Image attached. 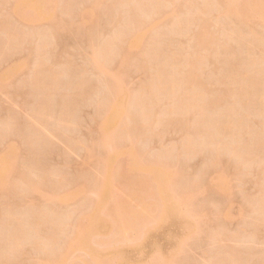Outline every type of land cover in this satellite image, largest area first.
Masks as SVG:
<instances>
[{
  "label": "rangeland",
  "instance_id": "obj_1",
  "mask_svg": "<svg viewBox=\"0 0 264 264\" xmlns=\"http://www.w3.org/2000/svg\"><path fill=\"white\" fill-rule=\"evenodd\" d=\"M16 1L0 0V249L18 248L16 253L0 250L4 255L0 263L50 264L54 260L52 264H92V259L93 264L102 260V264H264V11L260 13L254 6L258 1L264 9V0L247 1L256 8L252 7L254 13L248 21L240 18L245 22L227 12L230 3H240L239 8L245 0H229L228 5L226 0H46L47 9L42 0H30L19 7ZM251 5L243 9L248 6L251 10ZM136 22L141 23L136 26ZM191 61L196 63L194 69H200L196 70L197 77L192 76L193 69L188 70L194 66ZM156 70L164 74L162 79L172 77L171 82L167 80L170 90L167 86L158 90L161 81ZM185 70L190 72L187 76L196 77H189L193 82L186 84L181 78L182 73L186 76ZM150 84H157V88H149L154 93L141 98L145 91L141 86ZM173 84L178 86L172 93ZM189 88V96L202 100H185ZM194 88L199 95L193 94ZM186 102L193 110L186 108ZM124 109L133 112L138 125L130 121L135 120ZM128 124L133 125V131ZM143 172L152 176L148 177L152 180L144 181L156 183L150 188L145 182L150 185L146 189H154L156 196L148 194L150 200L143 192L141 195L149 200L141 197L136 201L140 195L134 193L136 198L131 199L134 191L130 188L136 189L137 180L135 186L128 183L133 176L140 179L136 175ZM141 179L138 186L145 187ZM111 199L118 203L128 199L123 205L119 203L132 209L125 211L130 220L121 218L126 223L121 225L130 226L125 233L130 231L129 238L137 239L132 241L127 236L129 240H124L127 234L123 231L125 237L116 238L123 242L113 241L115 245L104 237L111 244L101 248L96 242L109 234L112 226L119 224L116 231L123 228L118 222L121 211L110 209L112 215L115 211L119 214L118 220L113 216L116 224L112 217L110 220L111 214L104 216L111 205L105 207L103 203ZM134 201L143 203L139 209L144 210L148 203L151 210L154 208L150 211L147 205L145 210L150 213L141 212L142 220L146 214L152 218L148 223L149 218L144 219L150 227L141 226L140 239L139 226H131L140 219L133 217V213L140 214ZM41 211L48 220L37 221ZM78 220H83L87 229L84 236L79 230L82 226L76 225ZM69 247L76 249L73 252ZM70 252L74 259L69 262ZM52 255L59 257L52 259Z\"/></svg>",
  "mask_w": 264,
  "mask_h": 264
},
{
  "label": "bare ground",
  "instance_id": "obj_2",
  "mask_svg": "<svg viewBox=\"0 0 264 264\" xmlns=\"http://www.w3.org/2000/svg\"><path fill=\"white\" fill-rule=\"evenodd\" d=\"M50 1H51V0H50ZM98 1H99V0H98ZM226 1H227V5H228V4L230 3V1H229V0H226ZM231 1H232V0H231ZM234 1H235V0H234ZM245 1H246L245 4L247 3L246 5H248V6L251 5L250 3L248 4V2H247L248 0H245ZM250 1H251V0H250ZM250 1H249V2H250ZM28 2H30V0H17L16 3H15V6H16V7H19L20 5H23L24 3H28ZM42 2H43V7H44L45 5L47 6V4H45L46 0H42ZM150 2H151V1H150ZM218 2H219V1H218ZM252 2L254 3V1H252ZM252 2H251V3H252ZM255 2H256V4L254 3V6L257 5V6H256V7H257L256 10H258V8H260V10H258V11H260V13H261L262 11H264V9L261 10V8H262V3L259 2V4L261 3V5H259V4H257L258 1H255ZM155 3H156V2H155ZM232 3H233V2H232ZM232 3H230V5L227 6V7H228L227 12H228L230 15H233V17H235L236 19L239 18L238 20H240V18H241L242 20L248 21V19H250V15L252 16V14L254 13V12L252 11V9H253V8H256V7L252 6V5H253V4H252V5L250 6V7H251V10L249 9L248 6H247V8H248L249 10H248V9L245 10V9H243V7L246 8V5H245V4H244V5L241 4L243 7H239V8H240V9H239L237 6H239L240 3H237V4H238V5H237L236 2H235L236 6H235L234 3H233V6H232ZM50 4H51V3H50ZM50 4H49V6H50ZM56 4H57V3H56ZM114 4H115V3H114ZM148 4H149V3H148ZM158 4H159V2H158ZM52 5H54V4H52ZM52 5H51V6H52ZM115 5H116V4H115ZM143 5H146V4H143ZM150 5H151V3H150ZM153 5L155 6L156 4H154V2H153ZM153 5H152V6H153ZM46 6H45V7H46ZM49 6H48V7H49ZM147 6H148V5H147ZM158 6H159V5H158ZM230 6H232V7L230 8ZM260 6H261V7H260ZM21 7H23V6H21ZM116 7H117V6H116ZM156 7H157V6H155V8H156ZM252 7H253V8H252ZM263 7H264V3H263ZM50 8H52V7H50ZM50 8H49V9H50ZM144 8H145V7H144ZM146 8H149V7H146ZM229 8H230V9H229ZM44 9H45V8H44ZM46 9H47V7H46ZM241 9H242V10H241ZM91 10H92V9H91ZM145 10H146V9H145ZM145 10H144V11H145ZM148 10L150 11V9H148ZM148 10H147V11H148ZM156 10L159 11V8L157 7ZM156 10H155V11H156ZM177 10H178V9H177ZM254 10H255V9H254ZM18 11H19V10H18ZM18 11H17V9H16V12H17V13H18ZM47 11H48V10H47ZM92 11H93V10H92ZM147 11H146V13H147ZM152 11H153V10H152ZM155 11H154V13H155ZM178 11H179V10H178ZM84 12H85V11H84ZM251 12H252V13H251ZM21 13H22V12H21ZM156 13H157V12H156ZM228 13H227V14H228ZM258 13H259V12H258ZM260 13H259V15H260ZM85 14H86V13H85ZM93 14H95L94 11H93ZM262 14H263V15H262ZM83 15H84V14H83ZM254 15H255V14H254ZM261 15L264 17V12H262ZM262 16H261V18H262ZM82 18H83V17H82ZM246 19H247V20H246ZM262 19H263V18H262ZM131 20H133V19H131ZM187 20H188V19L186 18V21H187ZM189 20H190V19H189ZM135 21H136V20H135ZM139 21H140V20H139ZM139 21L137 20V22H139ZM144 21H145V20H144ZM240 21H241V20H240ZM245 21H241V22H245ZM129 22H131V21L129 20ZM133 22H134V20H133ZM137 22H136V23H137ZM141 22H142V21H141ZM141 22H140V23H141ZM140 23H137L136 26L140 25ZM144 23H145V22H143V24H144ZM143 24H142V25H143ZM130 26H132V25H130ZM133 26H134V24H133ZM128 28H129V27H128ZM130 28H131V27H130ZM132 28H134V27H132ZM141 28H142V27L139 26V30H140ZM126 29H127V27H126ZM134 29H135V28H134ZM117 30H118V29H117ZM122 30H123V29H122ZM124 31H125V29H124ZM130 31H132V30H130ZM115 32H116V31H115ZM115 32H114V33H115ZM122 33L124 34V32H122ZM122 33H121V34H122ZM145 33H146V32H145ZM117 34H119V33H117ZM124 35H125V34H124ZM124 35H123V37H125ZM129 35L131 36V35H133V33H131V34H129ZM129 35H128V38H130ZM7 36H9V35H7ZM10 36H11V34H10ZM10 36H9V37H10ZM119 36H120V34H119ZM9 37H8V38H9ZM11 37H12V36H11ZM112 37H113V36H112ZM116 37H117V36H116ZM8 38H7V39H8ZM207 38H208V37H207ZM9 39H10V38H9ZM114 39H115V38H114ZM114 39L112 38V41H114ZM123 39L126 40L125 38H123ZM123 39H122V40H123ZM115 40H116V39H115ZM124 40H123V41H124ZM147 40H148V39H147ZM109 41H110V39H109ZM109 41H108V42H109ZM11 42H12V41H11ZM108 42H107V43H108ZM114 42H115V41H114ZM114 42H113V43H114ZM117 42H118V41H117ZM120 42H122V41L120 40ZM125 42H126V41H125ZM125 42H124V44H126ZM128 42H129V41H128ZM209 42H210V41H209ZM115 43H116V42H115ZM122 43H123V42H122ZM210 43H211V42H210ZM105 44H106V43H105ZM109 44H110V43H108V44H106V45L109 46ZM128 44H129V43H128ZM129 45H130V44H129ZM124 46H125V45H124ZM124 46H123L122 48H124ZM126 46H127V45H126ZM104 47H105V50H106V47H107V46L104 45ZM108 48H109V47H108ZM102 49H103V48H102ZM127 49H128V46H127ZM121 50H122V49H121ZM112 51H113V50H111V52H112ZM104 52H106V51H104ZM109 52H110V51H109ZM111 52H110V53H111ZM129 52H130V51H129ZM129 52L126 51V53H129ZM106 53H107V52H106ZM100 55H101V54H100ZM107 55L109 56V54H107ZM105 56H106V55H105ZM94 57H95V56H94ZM102 58H103V57H102ZM194 58H195V57H194ZM194 58H193V59H194ZM96 59H97V58H96ZM173 59H174V58H172L171 60H173ZM191 59H192V58H191ZM187 60H188V59H187ZM94 61H95V60H94ZM102 61H103V59H102ZM175 61H176V59H175ZM189 61H190V59H189ZM103 62H104V61H103ZM172 62H174V61H172ZM172 62H171V63H172ZM178 62H179V61H178ZM98 63H101V62H98ZM184 63H185V62H184ZM186 63H188V66H190V65L192 64V61L190 62L191 64H189V62H186ZM200 63H201V61H200ZM101 64L103 65L104 63H101ZM174 64H175V63H174ZM174 64H173V67H174ZM178 64H179V63H178ZM192 65H194V66H192ZM192 65H191L192 68L189 67L188 70L190 71L191 69H193L194 72H195V74H194V72H193L192 70H191L190 72H192V73H191L192 76L195 75V76L197 77V74H198V73H196V72H197L196 70H200V69H198V68H195V69H194V68H193V67L196 66L195 61L193 62ZM233 65H234V64H233ZM184 66H186V64H184ZM199 66H200V65H199ZM105 67H107V66H105ZM176 67H177L176 69L178 70L179 65H178V66L176 65ZM107 68H108V67H107ZM185 69H186V68H185ZM96 70H97V69H96ZM160 70H161V69H160ZM162 70H163V69H162ZM162 70H161V72H162ZM183 70H184V69H183ZM188 70H187V71L185 70L186 72L184 73V75L187 76L186 73H190ZM42 71H43V70H42ZM156 71H157L156 73H157L158 80L161 81V82H159V81L156 79L157 77H155V78L153 77L154 80H156V81H154V82L156 83V82L158 81L160 85H161L162 83H164V84H162L163 86H162V85L160 86V85L158 84V82H157L158 85H157V84H156V85L159 87L158 90H159V89H160V90H161V89L165 90V88L169 89V87H168L169 84H168L167 80L170 79L169 82H171V81L173 80V79L171 80L172 77L169 78L168 75H167L168 79L165 80V79H166V78H165L166 76H164L165 79H164V78H163V79H164V81L167 82V83H166L167 85H166L164 81L162 82V80H163L162 77H163L164 74L161 75L162 73L160 74V71H158V70H156ZM37 72H38V71H37ZM39 72H40V69H39ZM39 72H38V73H39ZM47 72H48V71H47ZM49 72H50V71H49ZM52 72H53V71H52ZM165 72H167V71H164V73H165ZM43 73H44V72H43ZM101 73H102V72H101ZM181 73H182V72H181ZM32 74H33V73H32ZM45 74H46V73H45ZM51 74H52V73H51ZM55 74H56V73H55ZM55 74H54V75H55ZM103 74H104V73H103ZM105 74H106V73H105ZM169 74H170V73H169ZM191 74H189L190 76L188 75V76L186 77V76H182V75H183V73H182V75L180 74V76H181L182 79L185 78L184 81L186 80V81H187L186 84H188V81H189L190 79H191V80H192V79H196V77H192ZM36 75H37V73H36ZM36 75H35V76H36ZM49 75H50V74H49ZM158 75H159V76H158ZM176 75H178V74H176ZM248 75H249V74H248ZM250 75H251V74H250ZM254 75H255V74H254ZM43 76H44L43 78H45V75H43ZM55 76H56V75H55ZM151 76H152V75H151ZM154 76H156V74H154ZM170 76H172V75H170ZM37 77L39 78V76H37ZM41 77H42V76H41ZM159 77H160L162 80H160ZM189 77H190V79H189ZM250 77H251V76H250ZM254 77H255V76H254ZM33 78H36V77H33ZM150 78H151V77H150ZM150 78H149L148 80H150ZM181 78H180V80H181ZM248 78H249V77H248ZM41 79H42V78H41ZM45 79H46V78H45ZM51 79H52V77H51ZM151 79H152V78H151ZM176 79H177V78H176ZM178 79H179V78H178ZM33 80H34V79H33ZM48 80H50V79H48ZM53 80H54V78L52 79V81H53ZM174 80H175V79H174ZM191 80H190V81H191ZM31 81H32V80H31ZM39 81H40V80H39ZM52 81H51V82H52ZM54 81H55V80H54ZM36 82H37V81H36ZM41 82H43V80H42ZM46 82H47V81H46ZM49 82H50V81H49ZM51 82H50V83H51ZM114 82H115V81H114ZM149 82H150V81H149ZM154 82H151V84L153 85ZM177 82H178V80H177ZM177 82H176V83H177ZM191 82H193V81H191ZM34 83H35V81H34ZM37 83H38V82H37ZM110 83H111V82H109V84H110ZM174 83H175V81H174ZM232 83H233V82H232ZM38 84H39V83H38ZM151 84H150V85H147V88H148V89L146 88V86H141L142 89H140V90H143V91L145 90L144 93H143V95L140 96L141 98H142V96L144 97V95H146V94H149V93L152 94L153 91H150V89H151L150 87H155L156 85L152 86ZM178 84H179V83H178ZM181 84H183V81H182V83H181V81H180V85H181ZM191 84H192V83H191ZM253 84H254V83H253ZM40 85H41V84H40ZM48 85H49V84H48ZM52 85H53V84H52ZM113 85H114V84H113ZM176 85H177V84H176ZM176 85H174V84L171 85V87L173 88L172 93L174 92V90H175L174 88L176 87ZM36 86H37V85H36ZM157 86H156V88H157ZM164 86H167V87L163 88ZM174 86H175V87H174ZM177 86H178V85H177ZM181 86H182V85H181ZM184 86H185V85H184ZM34 87H35V86H34ZM37 87H38V86H37ZM37 87H35V89H36ZM42 87H43V86H42ZM79 87H80V86H79ZM143 87H145L147 90H146L145 88H143ZM160 87H162V88H160ZM179 87H180V86H179ZM189 87H190V85H189ZM40 88H41V87L37 88V90L40 89ZM51 88H52V87H51ZM111 88H112V87H111ZM149 88H150V89H149ZM187 88H188V87H187V85H186V88H184V89L186 90ZM190 88H192V87H190ZM190 88H189V91L187 90L188 93L185 91V92L188 94V96H186L187 99H185V97L183 96L185 100H188L189 97L195 98V96H189V93L192 92V90L190 91ZM249 88H250V87H249ZM262 88H263V87H262ZM112 89H113V88H112ZM154 89H155V88H154ZM154 89H152V90H154ZM176 89L178 90V87H177ZM235 89H236V88H235ZM40 90H41V89H40ZM43 90H46V89L44 88ZM48 90H49V89H47V91H48ZM163 90H161V91H163ZM169 90H170V89H169ZM193 90H194V93H193L194 95H199L198 93H197V94L195 93V88H194ZM263 90H264V88H263ZM38 91H39V90H38ZM115 91H116V89H115ZM115 91H114V92H115ZM143 91H142V92H143ZM146 91H147L148 93H146ZM156 91H157V90H156ZM197 91H198V89L196 90V92H197ZM231 91H233V90H231ZM231 91H230V92H231ZM249 91H250V90H249ZM36 92H37V91H36ZM114 92L112 91V96L115 95V94H113ZM142 92H141V93H142ZM159 92H160V91H159ZM165 92H166V91H165ZM176 92H177V91H176ZM176 92H175V93H176ZM183 92H184V91H183ZM227 92H228V91H227ZM227 92H226V93H227ZM245 92H246V91H245ZM41 93H42V92H41ZM138 93H140V92H138ZM153 93H154V92H153ZM155 93H157V92H155ZM160 93L162 94L163 92H160ZM180 93H181V92H180ZM232 93H233V92H232ZM237 93L239 94V93H241V91H240V92L238 91ZM237 93H236V94H237ZM261 93L264 94V92H261ZM164 94H166V93H164ZM168 94H169V93H168ZM191 94H192V93H191ZM201 94H202V93H201ZM42 95H47V94H42ZM48 95H49V93H48ZM48 95H47V96H48ZM135 95H136V94H135ZM139 95H140V94H139ZM154 95H155V94H153V96H154ZM180 95H181V94H180ZM180 95H179V96H180ZM182 95H183V94H182ZM260 95H261V94H260ZM112 96H111V97H112ZM115 96H116V95H115ZM155 96H156V95H155ZM155 96H154V97H155ZM176 96H177V95H176ZM200 96H201V95H200ZM111 97H110V99H111ZM128 97H131V96H128ZM132 97H133V96H132ZM140 97H139V98H140ZM148 97H149V96H148ZM148 97H147V98H148ZM156 97H157V96H156ZM177 97H178V96H177ZM177 97H176V98H177ZM201 97H202V96H201ZM134 98H135V97H134ZM141 98H140V99H141ZM149 98H150V97H149ZM149 98H148V99H149ZM160 98H161V97H160ZM174 98H175V97H174ZM192 98H191V99H192ZM262 98H263V95H262L261 99H262ZM112 99H114V98H112ZM132 99H133V98H132ZM191 99H190V100H191ZM195 99H196V98H195ZM197 99H199V98H197ZM197 99H196L195 101H197ZM200 99L202 100V98H200ZM200 99H199V100H200ZM135 100H136V99H135ZM141 100H142V99H141ZM141 100H140V101H141ZM145 100H146V99H145ZM154 100H155V99H154ZM173 100H174V99H173ZM192 100H193V99H192ZM58 101H59V100H58ZM110 101H111V100H110ZM110 101H109V102H110ZM129 101H130V100H129ZM140 101H139V103H140ZM174 101H176V100H174ZM182 101H183V100H182ZM182 101H181V102H182ZM262 101H263V100H262ZM262 101H261V103H262ZM136 102H138V99H137ZM141 102H142V101H141ZM144 102H146V101H144ZM144 102H143V103H144ZM176 102H177V101H176ZM191 102H192V101H191ZM199 102H200V101H199ZM204 102H206V101H204ZM263 102H264V101H263ZM62 103H63V102H61V100H60V101H59V105H61ZM110 103H111V102H110ZM117 103H118V102H117ZM131 103H132V102H131ZM143 103H142V105H144ZM152 103H153V102H152ZM184 103H185V102H184ZM196 103H198V101H197ZM201 103H202V102H201ZM201 103H200V104H201ZM223 103H224V102H223ZM243 103H245V102H243ZM108 104H109V103H108ZM108 104H107V106H109ZM140 104H141V103H140ZM153 104H154V103H153ZM181 104H182V103H181ZM186 104H187V105H186V106H187L186 108H190L189 110H191V109L193 110V108H191V106L188 107L189 103L186 102ZM200 104H199V105H200ZM203 104H204V103H203ZM203 104H202V105H203ZM213 104H214V103H213ZM62 105H63V104H62ZM128 105H129V102H128ZM142 105H141V106H142ZM190 105L195 106L196 104L193 105L192 103H190ZM242 105H243V104H242ZM41 106H43V105H41ZM46 106H47V105H46ZM133 106H135V105H133ZM138 106H139V104H138ZM141 106H140V107H141ZM211 106H212V105H211ZM211 106H210V107H211ZM47 107H48V106H47ZM51 107H52V106H51ZM57 107H58V106H57ZM60 107H62V106H60ZM126 107H127V106H125V108H126ZM129 107H130V106H129ZM135 107H136V106H135ZM145 107H146V106H145ZM182 107H183V106H182ZM196 107H197V105H196ZM208 107H209V106H208ZM210 107H209V108H210ZM58 108H59V107H58ZM106 108H107V107H106ZM108 108H109V107H108ZM131 108H132V105H131ZM136 108H137V107H136ZM142 108H143V106H142ZM146 108H147V107H146ZM186 108H185V109H186ZM197 108H199V107H197ZM200 108L202 109V107H200ZM204 108H205V107H204ZM230 108H231V107H230ZM39 109H40V108H39ZM44 109H45V108H43V110H42V108H41L42 113L45 114V111H46V110H44ZM46 109H47V108H46ZM48 109H49V108H48ZM48 109H47V110H48ZM50 109H51V108H50ZM129 109H130V108H128V110H129ZM168 109H169V108H168ZM181 109H182V108H181ZM194 109H196V108L194 107ZM210 109H211V108H210ZM210 109H209V112L212 111V110H210ZM41 110H40V111H41ZM124 110H126V109H124ZM128 110H126V111L128 112ZM152 110H154V108H153ZM203 110H204V109H203ZM43 111H44V112H43ZM59 111H60V110H59ZM133 111H135V110H133ZM143 111H146V110L144 109ZM171 111H172V110L170 109V112H171ZM178 111H179V110H178ZM186 111H187V110H186ZM186 111H185V112H186ZM198 111H200V110H198ZM198 111H197V112H198ZM123 112H124V111H123ZM148 112H150V111L148 110ZM191 112H192V111H190V113H191ZM200 112H201V111H200ZM202 112H203V111H202ZM204 112H205V110H204ZM207 112H208V111H207ZM49 113H50V112H49ZM52 113H54V111H52ZM128 113H130V111H129ZM134 113H136V112H134ZM188 113H189V111L187 112V116H188ZM194 113H195V111H194ZM104 114H105V113H104ZM124 114H125V113H124ZM130 114H131V116H133V118H134V120H135V115H132L133 112L130 113ZM149 114H150V113H149ZM152 114H154V113H152ZM184 114H185V113H184ZM184 114H183V115H184ZM122 115H123V114H122ZM144 115H145V114H144ZM146 115H147V113H146ZM181 115H182V114H181ZM189 115H190V114H189ZM42 116H43V115H42ZM57 116H58V115H57ZM102 116H103V115H102ZM125 116H126V115H125ZM131 116H130V119L132 118ZM137 116H138V114H137ZM142 116H143V114H142ZM142 116H141V117H142ZM151 116H152V115H151ZM151 116H150V117H151ZM187 116H186V117H187ZM121 117H122V116H121ZM128 117H129V116H128ZM143 117H144V116H143ZM146 117H147V116H146ZM57 118H58V117H57ZM133 118H132V119H133ZM136 118L138 119V117H136ZM180 118H181V117H180ZM187 118H188V117H187ZM187 118H186V119H187ZM38 119H39V117H38ZM100 119H101V118H100ZM147 119H148V118H147ZM149 119H150V118H149ZM172 119H174V118H172ZM58 120H59V119H58ZM168 120H169V119H168ZM176 120H177V119H176ZM60 121H62L61 118H60ZM130 121H132V123H135V122H136L135 124H137V125H138V123H139V120H138V121L135 120L134 122H133V120H130ZM142 121H143V120H142ZM152 121H153V119H152ZM158 121H159V120H158ZM62 122H63V121H62ZM137 122H138V123H137ZM147 122H149V120H148ZM156 122H157V121H156ZM160 122L162 123V121H160ZM176 122H179V120L176 121ZM186 122H187V121H186ZM132 123H131V124H132ZM142 123H143V122H142ZM142 123H141V124H142ZM145 123H146V120H145ZM165 123H166V122H165ZM182 123H184V122H182ZM216 123H217V122H216ZM221 123H222V122H221ZM152 124H153V123H152ZM155 124H157V123H155ZM169 124H170V123H169ZM213 124H214V122H213ZM218 124H220V122H219ZM218 124H217V125H218ZM227 124H228V123H226V125H227ZM128 125H129V124H128ZM144 125H145V126H144ZM162 125H163V124H162ZM211 125H212V124H211ZM224 125H225V124H224ZM226 125H225V126H226ZM229 125H230V123H229ZM124 126H125V125H124ZM126 126H127V125H126ZM129 126H130L131 130L133 131V128H134L133 125H129ZM142 126H144L145 129H146V124H143ZM213 126H214V125H213ZM215 127H216V126H215ZM219 127H220V125H219ZM227 127H228V126H227ZM227 127H226V128H227ZM136 128H137V126H136ZM139 128H140V127H139ZM147 128H148V125H147ZM216 128H217V127H216ZM114 129H115V128H114ZM114 129H113V134H114V132H115ZM148 129H150V128H148ZM151 129H152V126H151ZM213 129H214V128H213ZM218 129H219V128H218ZM123 130H124V129H123ZM125 130H126V129H125ZM128 130H129V127H128ZM131 130H130V132H131ZM152 130H153V129H152ZM215 130H216V129H215ZM220 130H221V128H220ZM101 131H102V130H101ZM138 131H141V132H142L143 130H138ZM147 131H148V130H147ZM156 131H157V130H156ZM159 131H161V130L159 129ZM149 132H150V130H149ZM151 132H152V131H151ZM145 134H146V133H145ZM146 135H147V134H146ZM148 135H149V133H148ZM153 135H154V134H153ZM191 135H192V134H191ZM112 136H113V135H112ZM189 136H190V135H189ZM193 138H194V137H193ZM114 139H115V138H114ZM116 139H117V138H116ZM191 139H192V138H191ZM185 141H186V140H185ZM190 141H191V140H190ZM185 143H187V142H185ZM190 143H191V142H190ZM184 146H185V145H184ZM193 146H194V145H193ZM38 147H39V146H38ZM187 147H188V144H187ZM190 147H192V146H190ZM114 149H115V148H114ZM192 150H193V149H192ZM33 151H34V150H33ZM134 151H135V150H134ZM186 151H187V150H186ZM35 152H36V151H35ZM35 152H34V154H35ZM37 152H38V151H37ZM35 155H36V154H35ZM156 162H157V161H156ZM137 163H138V162H137ZM159 163H160V162H159ZM159 163H158V165H159ZM161 163H162V162H161ZM161 163H160V164H161ZM163 163H164V162H163ZM163 163H162V165H163ZM141 164H142V163H141ZM149 164H150V163H149ZM151 164H152V163H151ZM164 164H165V166L167 167L166 163H164ZM134 165H135V164H134ZM143 165H145L144 162H143ZM155 165H156V164H155ZM168 165H169V164H168ZM160 166H161V165H160ZM162 167H163V166H162ZM135 169H136V168H135ZM137 171H138V170H137ZM133 172H134V171H133ZM135 172H136V170H135ZM135 172H134V173H135ZM131 173H132V172H131ZM134 173H133V174H134ZM138 173H142V172L140 171V172H138ZM143 173H144V172H143ZM153 173H154V171H153ZM23 174H24V173H23ZM48 174H51V173L49 172ZM135 174H136V173H135ZM135 174H134V175H135ZM144 174L147 175V178L145 177ZM144 174H143V175L140 174L142 177H141L139 174L136 175V176H139L140 179L142 178L141 181H142L143 183L146 182V181H144L143 179H145V180H147V179L152 180V179H150V178H152L151 174H149V173H147V172H145ZM51 175H52V174H51ZM51 175H49V176H51ZM148 175H149V176H148ZM154 175H155V174H154ZM46 176H47V175H46ZM120 176H121V175H120ZM127 176H130V177H131L132 175H127ZM143 176H144V177H143ZM150 176H151V177H150ZM26 177H27V176H26ZM125 177H126V176H125ZM148 177H150V178H148ZM154 177H155V176H154ZM119 178H120V177H119ZM122 178H123V177H122ZM128 178H129V177H128ZM135 178H136V179H135ZM19 179H20V178H19ZM23 179H24V178H23ZM25 179H26V178H25ZM140 179H138V177H134V176H133V177L130 178V180H129V183H128L129 186H135V184H134L133 182H135L136 180H137L136 183L139 185V182H138V181H140ZM27 180H28V179H27ZM121 180H122V179H121ZM124 180H126V178H125ZM127 180H128V179H127ZM127 180H126V182H127ZM131 180H132V183H133L134 185L130 183ZM149 180H148L146 183H147V184H151V187H150V185H147L146 183H145V187H143V186L141 185V184H142V182H141V183H140V185H141L140 187H139L138 185H136V189H135L134 187H133V188H132V187L130 188V189H132L131 191H134V192H132V193L130 192V189H128V186L125 185V187L127 186V189L129 190V191H128V190H127V191H128L129 193H131V196H133L134 193H135L134 195H140L139 199H135L136 196H135V197L133 196V198L131 197V199H135L136 201H139V200L141 199V197L145 198V196H146V198L150 197V200H153V199H151V196H149V195H151V194L155 195L156 192H155V191L153 192L154 189L147 190L146 188H147V187L154 188V186H155L156 183H154V184H153L154 186H153V185H152V182H153V181L150 182ZM154 180H157V179L154 178ZM21 182H22V180H21ZM21 182H20V183H21ZM124 182H125V181H124ZM126 182H125V183H126ZM149 182H150V183H149ZM18 183H19V182H18ZM20 183H19V184H20ZM22 183H23V182H22ZM22 183H21V184H22ZM32 183H33V182H32ZM122 183H123V181H122ZM168 184H169V183H168ZM207 184H209V183H207ZM137 186H138V187H137ZM152 186H153V187H152ZM207 186H208V185H207ZM207 186H205V187H207ZM141 187H142V188H141ZM200 187H201V186H199V188H200ZM9 188H10V187H9ZM144 188L146 189V192H151V191H152L153 193H152V192H151V193H147V195L149 194V195L147 196ZM124 189H125V188H124ZM137 189H138V192H137ZM148 189H149V188H148ZM5 190H7V187H6ZM9 190H10V189H9ZM142 190H143V191H142ZM168 190H169V187H168ZM135 191H136V192H135ZM139 191H142V192H140V194H139ZM143 192H144V193H143ZM142 193H143L145 196H144V195H141ZM126 194H127V193H126ZM128 196H129V195H128ZM155 196H156V195H155ZM111 197H112V195H111ZM120 198H121V197H120ZM122 198H123V197H122ZM137 198H138V197H137ZM146 198H145L143 201H145V200H149V199H146ZM152 198H153V196H152ZM173 198H175V197H173ZM112 199L115 200L113 197H112ZM112 199H111V200H112ZM125 199H126V198H125ZM113 200H112V201H113ZM127 200H128V199H127ZM127 200H126V201H127ZM109 201H110V200H109ZM109 201H106V203H103V205L106 204L107 207H108L109 205H111L109 208H107V210H109L110 213H109V212H108V213L106 212V211H107L106 208H105L106 205H105V207H104V208H105L104 210H105L106 213H105V212H104L105 214L102 213V212H101V213L104 214V216H106V217H109V214H111V215H110V220H111V217L113 218L114 215L116 216V217H115V216H114V217L117 219V218H118L117 216H118L119 214H122L121 216H119V217H120V218H118L119 220L117 219L118 222L120 221V225H121L124 221H127V219L130 217L129 214H131L132 212H134L135 210H137V209H135V210H133L131 213H129V214H128L129 217H128V216H127V213L130 212L129 210H130L131 208L128 209V207L126 206V208L128 209V211H127V209H125V206H121V205H119V203L121 202V200H119V203H118V201H117V202H114V201H113V202H112V201L109 202ZM115 201H116V200H115ZM123 201H124V202H122L123 204L126 203V201H125L124 199H123ZM136 201H134V202L136 203ZM140 201H141V200H140ZM143 201H142V202H143ZM154 201H156L155 198H154ZM177 201H178V200H177ZM108 202L111 203V204H109ZM130 202H131V201H130ZM149 202H150V201H149ZM151 202H152V201H151ZM116 203L118 204L117 206H118L119 208L122 207V209H119L117 206H115ZM122 203H120V204H122ZM138 203H139V202H138ZM138 203H136V205H137V206L140 205V207H142L143 203H142V204H141V202H140V204H138ZM154 203H156V202H154ZM154 203H151V204H154ZM92 204H93V203H92ZM112 204H113V206H112ZM123 204H122V205H123ZM127 204H129V202H127ZM127 204H125V205H127ZM132 204H133V203H132ZM132 204L130 203L129 206L132 207V208H134V205L132 206ZM145 204H146V203H145ZM103 205H102V206H103ZM147 205H148V206H147ZM149 205H150V203L146 204L145 207L147 206V208H148L150 211H152L154 208L151 210L152 207L149 206ZM161 205H162V204H160V206H161ZM120 206H121V207H120ZM143 206H144V205H143ZM113 207H114V208H113ZM145 207H144V210H145ZM149 207H150V208H149ZM50 208H51V207H50ZM111 208H112V211H113V210H116V211H118V212H119V211H121V212H119V214H118V212L115 211L114 214L112 215V213H111V211H110ZM123 208H124L125 210H123ZM136 208H137V207H136ZM156 208H157V207H156ZM148 209H147V210H148ZM45 210L48 211L47 209H45ZM53 210H54V209H53ZM122 210H123V212H122ZM131 210H132V209H131ZM138 210H140V212H139L140 214L137 215V214H134V213H133V217L135 218V220H136V218H140V216H141V212L144 213V212L146 211V210L144 211L142 208L139 209V206H138ZM149 210L146 211L145 213H148ZM46 211H45V212H46ZM50 211H51V210H49V212H50ZM54 211H55V210H54ZM100 211H101V210H100ZM125 211H127V213H125ZM155 211H156V212H159L157 209H156ZM52 212H53V211H52ZM38 213H39V212H38ZM41 213H42V215L38 214V215L41 216V218H40L39 216H37V217H38V218H36L37 221H39V220L42 219V218H45V220H48V219H49V218H48V215H47V219H46V216L43 215L44 213H43L42 211H41ZM56 213H57V211H56ZM62 213H63V212H62ZM65 213H67V212H65ZM98 213H99V212H98ZM116 213H117V215H116ZM124 213H125V214H124ZM149 213H150V212H149ZM149 213H148V214H149ZM33 214H34V212H33ZM106 214H107V215H106ZM148 214L145 215V218L142 216V217H143V220L140 218V219L138 220V221H139L138 224H136V223H137V220L134 222L133 225H132V222H131V226H132V227H135L136 225L139 226V228L137 227V231H138V232L135 230V228H134V229L132 228V229H133L135 232H137L138 234H139V233L142 234V232H141V228H142V227L144 228V225H148V227H150L149 224H145V220H144V219L147 220V218H149L148 221H146V222H147V223H148V222H151V218H152V216H151V218H150V217H148V216H149ZM35 215H36V213H35ZM69 215H70V214H69ZM94 215H95V214H94ZM123 215H124V216H123ZM131 215H132V214H131ZM134 215H135V216L137 215V217H135ZM147 215H148V216H147ZM157 215H158V214H156L155 216H157ZM51 216H52V214H51ZM57 216H59V214H58V215L55 214L54 217H57ZM64 216H66V215L64 214ZM64 216H63V217H64ZM125 216H126V217H125ZM30 217H32V216H30ZM67 217H68V215H67ZM84 217H85V216H84ZM92 217H93V216H92ZM127 217H128V218H127ZM146 217H147V218H146ZM13 218H14V217H13ZM58 218H60V217H58ZM58 218H57V220H58ZM121 218H124V219H123L124 221L121 220ZM18 219H19V218H18ZM34 219H35V218H34ZM36 219H35V220H36ZM50 219L52 220V222H55V221H56V219H54L55 221L53 220V218H50ZM81 219H82V218L79 217V220H81ZM84 219H85V221H86L87 218H83V220H84ZM94 219H95V218H94ZM96 219H97V217H96ZM14 220H15V219H14ZM29 220H30V219H28V222H31V221H29ZM35 220H33L34 225H35V226H38L39 224L36 225L37 222H36ZM45 220L42 219V221H45ZM51 220H49V221L51 222ZM79 220H78V223H79V222H80V223H79V224L77 223L76 225H77V226H82V227H79V228H80L79 230H80V231L82 230L83 233H82V232H81V233H82L83 236H84V235H85L84 233H86V232H84V230H87V229H86V227L84 228V226H83V225H84V223L82 222L83 220H82V221H79ZM107 220H108V218H107ZM128 220H130V219H128ZM140 220H141V221H140ZM17 221H18V220H16V223H17ZM21 221H22V220H21ZM25 221H26V220H25ZM42 221H41V222H42ZM66 221H67V219H66ZM97 221H98V220H97ZM113 221H114L115 224L118 223L117 221L115 222V219H114V218L112 219V222H113ZM122 221H123V222H122ZM28 222H27V223H28ZM35 222H36V223H35ZM52 222H51V223H52ZM58 222H60V221L58 220ZM81 222H82L83 224H82ZM112 222H111V224H112ZM128 222H129V221H128ZM141 222H142V223H141ZM143 222H144V223H143ZM56 223H57V222H56ZM62 223H63V221H62ZM139 223H140V225H139ZM40 224H41V223H40ZM42 224L44 225V223H42ZM60 224H61V222L59 223V225H60ZM91 224H92V223H91ZM111 224H110V225H111ZM124 224H126V223H123V226H124ZM143 224H144V225H143ZM15 225H16V224H15ZM25 225H27V224H24V225H23L24 228L26 227ZM45 225H46V224H45ZM48 225H49V224H48ZM48 225H47V226H48ZM52 225H53V224H52ZM117 225H119V224H116V225L112 226V227H111L112 229H111V230L109 229V230H110V233H109V231H108L109 234L103 235V238H102V235H99V237L102 238V239H99V240H100V241H101V240L103 241L105 238H106V239L109 238V240L112 241V242H113V241H115V242L118 241V243H119L120 241L123 242V240H122V238H123L122 235H123V234H121V232H123L124 230L126 231V230H128V229L131 230V227H130V226H125V227H123V226L121 225L123 228L119 227L121 230L117 228V231H116V227H117ZM127 225H128V224H127ZM142 225H143V226H142ZM17 226H18V225H17ZM20 226H21V225H20ZM47 226H46V227H47ZM54 226H55V225H54ZM56 226H58V225H56ZM62 226H64V224H62ZM85 226H88V225L85 224ZM115 226H116V227H115ZM141 226H142V227H141ZM18 227H19V226H18ZM40 227H41V226H40ZM52 227H53V226H52ZM128 227H130V228H128ZM145 227H146V226H145ZM20 228H21V227H20ZM73 228H74V227H73ZM125 228H126V229H125ZM143 228H142V229H143ZM27 229H28V228H26L25 230H27ZM29 229H31V226H30ZM29 229H28V231L31 232ZM48 229H49V227H48ZM52 229H53V228H52ZM54 229H55V228H54ZM59 229L62 230L61 227H60ZM63 229H64V228H63ZM93 229H94V227H93ZM114 229H115V230H114ZM138 229H140V230H138ZM19 230H20V229H19ZM31 230H33V228H32ZM38 230H39V229H38ZM46 230H47V228H46ZM90 230H91V229H90ZM90 230H89V231H90ZM119 230H120V231H119ZM20 231H21V230H20ZM36 231H37V230H36ZM41 231H43V230H40L39 232L42 233ZM51 231H52V230H51ZM111 231H112V232H111ZM125 231H124V233H125ZM39 232H38V233H39ZM47 232H48V231H47ZM49 232H50V231H49ZM53 232H54V231H53ZM74 232H75V231H74ZM78 232H79V231H78ZM94 232H95V231H94ZM113 232H114V233H113ZM117 232H118V233H117ZM128 232L130 233V231H128ZM128 232H126L125 234H127ZM32 233H33V232H32ZM40 233H39V234H40ZM71 233H73V232H71ZM79 233H80V232H79ZM81 233L79 234L80 236H81ZM96 233H97V232H96ZM112 233H113V235L111 236ZM116 233H117L118 235H116ZM131 233H132V231H131ZM22 234H23V233H22ZM47 234H48V233H47ZM73 234H74V233H73ZM125 234H124V235H125ZM138 234H137V235H138ZM7 235H8V234H7ZM7 235H6V237H7ZM27 235H28V234H27ZM29 235H30V234H29ZM51 235H52V234H51ZM53 235H55V234H53ZM68 235H69L68 237H70V234H68ZM90 235H91V234H90ZM115 235H116V237L114 238ZM119 235H120L122 238H120L119 240H118V239L116 240L117 237H118V238L120 237ZM124 235H123V236H124ZM134 235H135V234H134ZM13 236H14V234H13ZM25 236H26V235H24L23 237H25ZM31 236H32V235H31ZM49 236H50V235H49ZM71 236H72V234H71ZM77 236H78V235H77ZM127 236H128V234L126 235V237L124 236V237H125L124 240L129 238V236H128V238H127ZM135 236H136V235H135ZM139 236H140V234L138 235V237H139ZM17 237H18V236H17ZM91 237L93 238V237H95V236H92V235H91ZM104 237H105V238H104ZM112 237H113V239H112ZM140 237H141V236H140ZM140 237H139V239H140ZM15 238H16V237H15ZM32 238H33V237H32ZM37 238H38V237H37ZM49 238H50V240H51V236H50ZM66 238H67V237H66ZM70 238H71V237H70ZM77 238H79V237H77ZM92 238H90V242H93V241H92ZM133 238H134V237L129 238V239L132 240ZM16 239H17V238H16ZM34 239H35V238H34ZM97 239H98V238H97ZM129 239H128V240H129ZM135 239H137V238H135ZM135 239L132 240V241H135ZM6 240H8V238H7ZM6 240H5V241H6ZM10 240H11V237H10ZM12 240H13V238H12ZM23 240H24V238H23ZM66 240H67V239H66ZM66 240H65V241H66ZM69 240H70V239H69ZM74 240H75V239H74ZM94 240H95V239H94ZM109 240H108V241H105V240H104L106 243L108 242L107 244H106L105 242H100V241H98V240H97V242H96V241H94V242H96V244H98V245H96V246H103V245H106V246H105V248H106V247L108 246V244H111V242H110ZM8 241H9V240H8ZM8 241H7V243H8ZM17 241H18V240H17ZM48 241H49V240H48ZM65 241H64L63 243H65ZM10 242H11V244H12V241H10ZM69 242H70V241H69ZM69 242H68V244H70ZM72 242H73V241H72ZM82 242H83V241H82ZM98 242H99V243H103V244L101 245V244H99ZM115 242H113V243H114L115 245H117V244H116L117 242H116V243H115ZM18 243H19V242H18ZM20 243H21V239H20ZM20 243H19V244H20ZM74 243L76 244L77 241L75 240ZM74 243H72V245L76 247V245H75ZM78 243H79V242H78ZM9 244H10V243H9ZM11 244H10V245H11ZM13 244H16V243H13ZM13 244H12V245H13ZM68 244H67V246H68ZM77 245H78V244H77ZM93 245H95V243H94ZM119 245H120V244H119ZM6 246H7V245H6ZM8 246H9V245H8ZM13 246H15V245H13ZM67 246H66V247H67ZM69 246H70V245H69ZM10 247H12V246H10ZM15 247L18 248V246H15ZM59 247L62 248V247H63V244H62V246H59ZM109 247H110V245H109ZM6 248H8V247H6ZM16 248L13 247V249L17 251ZM64 248H65V247H64ZM64 248H63V249H64ZM69 248H70V247H69ZM85 248H86V247H85ZM98 248H100V247H98ZM101 248H104V246L101 247ZM70 249H71V248H70ZM70 249L66 251V252H67L66 255L69 254L68 251H71V250L76 249V248H72L71 250H70ZM143 249H144V248H143ZM0 250H4V251H5V246H4V249H0ZM7 250H8V251H9V250L14 251V250H12V248H10V249L8 248V249H6V251H7ZM58 250H59V248H58ZM58 250L55 252L56 254H57ZM6 251H5V252H6ZM8 251H7V252H8ZM59 251L62 252L63 250H62V251L59 250ZM140 251H141V249H140ZM14 252H15V251H14ZM73 252H74V250H73ZM89 252H90V251H89ZM10 253H13V252H10ZM15 253H16V252H15ZM55 253L53 254L54 256H55ZM4 254H6V253H4ZM13 254H14V253H13ZM61 254H62V253H61ZM71 254H72V253L70 252V257L72 258ZM1 255H3V254H1ZM1 255H0V256H1ZM53 255H52V259H56V260H57V258H58L59 256L57 257V255H56L57 258H54ZM72 255H73V254H72ZM83 255H84V254H83ZM87 255H88V254H87ZM5 256H6V255H5ZM49 256H50V255H49ZM77 256H78V255H76L75 257L77 258ZM105 256L107 257V255H105ZM112 256H113V255H112ZM156 256H157V254H156ZM3 257H4V255H3L1 258L3 259ZM8 257H9V253H8L7 258H8ZM96 257H97V256H96ZM96 257H95V258H96ZM103 257H104V256H103ZM159 257H160V256H159ZM44 258H45V257H44ZM50 258H51V257H50ZM68 258H69V256H68ZM68 258L66 257V259H67V263H68ZM76 258H75V259H76ZM85 258H86V257H85ZM109 258H110V257H109ZM161 258H162V257H161ZM5 259H6V258H5ZM5 259H4V260H5ZM69 259H70V258H69ZM73 259H74V258H72L71 260H69V262L72 261ZM102 259H104V258H102ZM157 259H158V258H157ZM157 259H156V260H157ZM4 260H3V261H4ZM45 260H46V259H45ZM48 260L52 261L51 259H48ZM78 260H79V259H78ZM82 260H83V258H82ZM82 260L80 259V261H82ZM84 260H86V259H84ZM87 260H88V258H87ZM95 260H96V259H95ZM106 260H107V259H105V262H106ZM150 260H151V259H150ZM152 260H153V259H152ZM154 260H155V258H154ZM1 261H2V260H1ZM7 261H8V259H7ZM46 261H47V260H46ZM50 261H49V262H50ZM91 261H92V264H93V260H92V259H91ZM4 262H5V261H4ZM4 262H3V263H4ZM53 262H54V260H53ZM53 262H51L50 264H52ZM55 262H56V261H55ZM76 262H77V261H76ZM88 262H89V261H88ZM88 262H87V263H88ZM101 262L104 263L103 260H102ZM108 262H109V261H108ZM110 262H112V261L110 260ZM8 263H9V261H8ZM73 263H75V261H74ZM80 263H81V262H80ZM82 263H84V262H82ZM89 263H90V262H89ZM99 263H100V262H99ZM102 263H100V264H102ZM0 264H1V263H0ZM4 264H6V263H4ZM9 264H10V263H9ZM69 264H70V263H69ZM75 264H76V263H75ZM96 264H97V262H96Z\"/></svg>",
  "mask_w": 264,
  "mask_h": 264
}]
</instances>
